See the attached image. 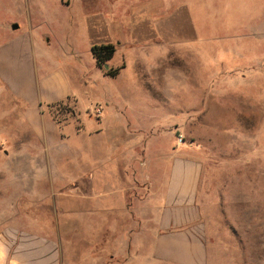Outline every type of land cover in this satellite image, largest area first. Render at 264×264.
<instances>
[{
    "label": "rangeland",
    "instance_id": "obj_1",
    "mask_svg": "<svg viewBox=\"0 0 264 264\" xmlns=\"http://www.w3.org/2000/svg\"><path fill=\"white\" fill-rule=\"evenodd\" d=\"M83 2L0 0V44L14 37L3 24L30 19L38 50L72 81L76 74L90 80L74 88L78 106L69 99L44 113L61 129L47 130L45 142L17 111L16 130L0 122V233L8 249L12 230L43 238L55 233L67 251L63 264H165L152 257L161 187L169 162L181 158L201 166L195 233L206 253L200 264H264V0H173L181 8V44L124 54L126 68L115 79L92 65L76 29ZM66 20L67 31L61 27ZM121 61L117 52L105 65L116 68ZM125 90L126 120L102 103L112 96L122 106ZM1 99L0 116L10 121ZM101 122L97 134L113 146L103 155H116L118 191L116 199L102 200L100 222L107 229L98 238L100 231L82 223L98 221L92 202L102 194L100 183L84 176L92 170L84 172L87 155L74 129L93 132ZM120 122L127 130L112 139ZM54 175L60 179L53 181ZM81 211L89 215L80 217Z\"/></svg>",
    "mask_w": 264,
    "mask_h": 264
},
{
    "label": "crops",
    "instance_id": "obj_2",
    "mask_svg": "<svg viewBox=\"0 0 264 264\" xmlns=\"http://www.w3.org/2000/svg\"><path fill=\"white\" fill-rule=\"evenodd\" d=\"M82 4L81 7L85 11L80 16L76 29L82 30L92 65L94 64L101 74L91 54L93 46L113 45L114 54L119 52L122 56L119 67L124 66L121 69L124 70L126 68L124 54L133 55L144 48L152 49V51L160 48L163 50L166 47L181 44L179 27L182 17L181 8L179 3L176 7L173 6V0H84ZM65 6L71 7L70 4ZM167 6H171L168 11ZM22 20L21 16H16V20L10 21L12 23L9 27L6 24L2 25L4 31L10 28L11 36L14 37L13 40L0 44V96L2 94L5 96L0 99L8 103V114L12 116L10 121H6L7 117L1 115L0 122L5 125V129L12 125L16 130L17 111L18 118L21 116L26 129L39 136L40 142H45L46 139L43 136L48 137L47 130L55 132L61 129L55 122L49 121L44 113L51 106L69 99L74 100L78 106V96L74 88L77 85L86 87L90 80L86 79V76H82L81 79L76 74V79L73 78L74 81H72L70 74L66 73L53 57L44 56L38 50L31 20L27 19L26 23ZM24 23L25 28H23ZM15 24L18 28L13 30L12 26ZM61 27L67 31L70 27L69 21L66 20ZM42 40L44 44L41 48L46 49L50 39L44 36ZM71 54L73 53L70 52ZM108 64L110 65V62ZM71 70L75 69L71 67ZM102 76L106 77L104 74ZM128 95L129 92L125 90L119 96L121 98H118L119 101L124 102L122 106H119L117 99L112 96L104 98L102 103L109 104L111 108L114 107L117 110L118 119L126 120L127 117L123 111L128 110L126 101ZM104 125L103 122L93 125L91 130H96L93 132L85 131L81 127L74 129L77 130L75 136L79 132L82 135L76 145L78 144L79 150L87 155L83 165V168L86 170L87 167V170L84 172H88L90 167L92 170L91 176H88L90 173L84 176L100 183L98 188L102 194L94 196L95 200L92 202L96 206L92 215L98 216V221L91 225L82 223L83 229L100 231L96 235L98 238H101V232L107 229L106 225L100 222L101 209L102 207L106 209L105 202L102 206V200L116 199L118 191L116 155L109 157L103 155L109 145L113 146L110 143L102 144L97 134ZM112 130H117L111 133L112 139H115L121 130H127L126 123L121 125L120 122ZM14 143L16 145V141ZM55 144L52 143V145ZM14 165L16 166V162ZM168 166L169 172L164 177L165 181L161 187L159 233L155 239L152 257L156 262L165 264H200L204 262L206 253L203 243L195 233L198 223L197 193L200 187L201 166L194 159L181 158H173ZM54 177L53 181L60 179L58 175ZM14 198H16L15 195ZM84 204L87 205V202H83ZM87 213L81 211L80 217L89 215ZM108 230L111 231V227ZM12 231L11 250L8 249L5 235L0 233V264H63L67 251L64 248V240L60 239L59 235L52 233L48 238H43L33 233L16 234V230ZM85 247L82 246L83 249Z\"/></svg>",
    "mask_w": 264,
    "mask_h": 264
},
{
    "label": "trees",
    "instance_id": "obj_3",
    "mask_svg": "<svg viewBox=\"0 0 264 264\" xmlns=\"http://www.w3.org/2000/svg\"><path fill=\"white\" fill-rule=\"evenodd\" d=\"M115 47L113 45H98L91 48L92 57L95 60L96 66L103 70V74L109 78H115L119 74V71L124 67L120 66L118 68H108L104 69V65L108 64L114 56Z\"/></svg>",
    "mask_w": 264,
    "mask_h": 264
},
{
    "label": "water",
    "instance_id": "obj_4",
    "mask_svg": "<svg viewBox=\"0 0 264 264\" xmlns=\"http://www.w3.org/2000/svg\"><path fill=\"white\" fill-rule=\"evenodd\" d=\"M18 28V26L15 24L12 26V29L13 30H16ZM104 69L107 70L108 69V66L107 65H104Z\"/></svg>",
    "mask_w": 264,
    "mask_h": 264
}]
</instances>
